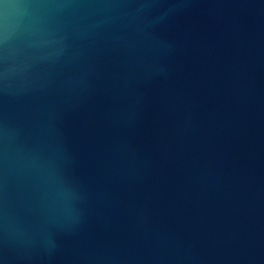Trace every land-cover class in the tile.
<instances>
[{"label":"water","instance_id":"obj_1","mask_svg":"<svg viewBox=\"0 0 264 264\" xmlns=\"http://www.w3.org/2000/svg\"><path fill=\"white\" fill-rule=\"evenodd\" d=\"M0 264H264V0H0Z\"/></svg>","mask_w":264,"mask_h":264}]
</instances>
